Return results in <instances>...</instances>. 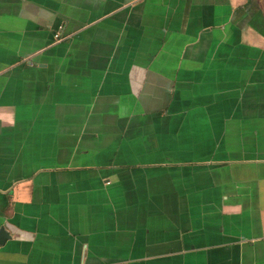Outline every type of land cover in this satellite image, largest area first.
<instances>
[{
    "label": "crops",
    "instance_id": "obj_1",
    "mask_svg": "<svg viewBox=\"0 0 264 264\" xmlns=\"http://www.w3.org/2000/svg\"><path fill=\"white\" fill-rule=\"evenodd\" d=\"M0 226V264H264V0H0Z\"/></svg>",
    "mask_w": 264,
    "mask_h": 264
},
{
    "label": "water",
    "instance_id": "obj_2",
    "mask_svg": "<svg viewBox=\"0 0 264 264\" xmlns=\"http://www.w3.org/2000/svg\"><path fill=\"white\" fill-rule=\"evenodd\" d=\"M9 237V232L3 226H0V244H3V242Z\"/></svg>",
    "mask_w": 264,
    "mask_h": 264
},
{
    "label": "built area",
    "instance_id": "obj_3",
    "mask_svg": "<svg viewBox=\"0 0 264 264\" xmlns=\"http://www.w3.org/2000/svg\"><path fill=\"white\" fill-rule=\"evenodd\" d=\"M58 35H59L58 32L54 33V35H53L54 39L58 40L59 39Z\"/></svg>",
    "mask_w": 264,
    "mask_h": 264
}]
</instances>
